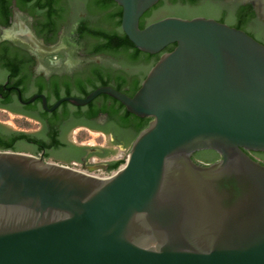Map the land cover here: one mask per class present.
Wrapping results in <instances>:
<instances>
[{
    "label": "water",
    "instance_id": "obj_1",
    "mask_svg": "<svg viewBox=\"0 0 264 264\" xmlns=\"http://www.w3.org/2000/svg\"><path fill=\"white\" fill-rule=\"evenodd\" d=\"M113 1L136 48L173 46L131 95L101 84L48 109L105 93L148 120L105 176L0 149V264H264V163L247 152H264V0Z\"/></svg>",
    "mask_w": 264,
    "mask_h": 264
},
{
    "label": "flooded vegetation",
    "instance_id": "obj_2",
    "mask_svg": "<svg viewBox=\"0 0 264 264\" xmlns=\"http://www.w3.org/2000/svg\"><path fill=\"white\" fill-rule=\"evenodd\" d=\"M89 3L91 0H51L49 6H39L35 0H0V115L35 124L34 129L25 130L0 119V132L8 135L24 131L45 136L46 125L53 119L61 144L49 148V157L81 167L116 159L111 156L128 146L132 127L115 124L104 111L86 116L88 102L73 104L61 100L52 109L48 108L59 97L84 96L86 93L80 90L79 83L91 90L87 78L94 66L113 67V73L122 68L126 81L119 90L128 95L133 93L128 82L137 71L136 67L121 65L110 54L91 51L106 25L101 14L90 9ZM112 83L110 79L107 84L113 87ZM76 111L81 113L75 114ZM75 128L90 129L103 136L105 143H77L69 137ZM16 145L28 151H36L34 148L38 147L21 140ZM249 152L254 155L261 151ZM194 153L192 158L203 163L219 157L216 153V157L208 160Z\"/></svg>",
    "mask_w": 264,
    "mask_h": 264
},
{
    "label": "trees",
    "instance_id": "obj_3",
    "mask_svg": "<svg viewBox=\"0 0 264 264\" xmlns=\"http://www.w3.org/2000/svg\"><path fill=\"white\" fill-rule=\"evenodd\" d=\"M36 4L39 6H49L51 0H35ZM92 11L99 12L101 14L102 20L104 21L106 27L105 30L100 32L99 42H95L91 46V51H100L106 54L114 56L121 65H128L130 67H136L137 71L132 74V78L128 82L130 92L134 91L138 86L139 80L144 76L147 68L154 62L157 58L159 52L148 53L136 48L133 43L128 39L124 32L120 29V11L121 7L113 0H91L88 4ZM173 46V43L166 44L160 51L168 50ZM113 67H106L105 69L94 66L92 67V75L88 77L89 88H93L97 85L107 84L110 79H113V87L117 89H122V85L125 83V73L122 68H118L116 73L112 72ZM80 90L83 93H87L88 88H84L81 83H79ZM97 101L99 103H97ZM87 103V102H86ZM88 108L85 115L91 117L97 111H104L107 115L113 119L115 124L121 126L130 125L132 127V132L128 140L132 139L136 132L145 125L148 117H139L129 111H127L124 106L115 98L105 94L98 93L95 95L94 99L91 98L88 101ZM64 112L66 109L64 108ZM81 111H76L75 114H80ZM44 115V114H42ZM47 135L45 136H35L31 133L24 131L11 132L6 135L0 132V149H15L19 150L16 141L21 140L32 144L34 147L44 148L43 157H49V148L59 147L61 144L60 139L57 136V127L53 119H49L46 125ZM37 147V148H38ZM37 148H34L36 151ZM249 155L255 158L249 151ZM66 153V152H65ZM69 153V152H67ZM264 156V152H256ZM197 157H206L208 160L216 157V153L212 149H201L194 153ZM256 159V158H255ZM123 161L122 158H116L107 163L106 170H113ZM261 162V161H260ZM263 163V162H262Z\"/></svg>",
    "mask_w": 264,
    "mask_h": 264
},
{
    "label": "rangeland",
    "instance_id": "obj_4",
    "mask_svg": "<svg viewBox=\"0 0 264 264\" xmlns=\"http://www.w3.org/2000/svg\"><path fill=\"white\" fill-rule=\"evenodd\" d=\"M0 119H6V122L9 123L11 126L16 127V128H21L25 130H32L35 127V124L30 121H19V120H12V118H5L0 115ZM69 137L73 139L77 143H82V144H93V145H101L105 143V139L103 136L97 134L96 132H93L91 130H87L84 128H75L72 131L69 132ZM24 150V149H22ZM125 149L114 153L111 157L114 158H122L124 155ZM34 154H37V151H30ZM254 154V153H253ZM256 159L262 160L264 162V157H262L259 154H254L253 155ZM45 159H50V157H46ZM123 162V161H122ZM121 162V163H122ZM76 167L81 168V166H78L75 164ZM94 172H97V169H95Z\"/></svg>",
    "mask_w": 264,
    "mask_h": 264
},
{
    "label": "built area",
    "instance_id": "obj_5",
    "mask_svg": "<svg viewBox=\"0 0 264 264\" xmlns=\"http://www.w3.org/2000/svg\"><path fill=\"white\" fill-rule=\"evenodd\" d=\"M83 170L85 171H88L89 173H92L94 175H99V176H105V175H108L112 170H102V169H97V172H94L95 169H92V170H86L84 168H82Z\"/></svg>",
    "mask_w": 264,
    "mask_h": 264
},
{
    "label": "crops",
    "instance_id": "obj_6",
    "mask_svg": "<svg viewBox=\"0 0 264 264\" xmlns=\"http://www.w3.org/2000/svg\"><path fill=\"white\" fill-rule=\"evenodd\" d=\"M84 129H86V128H84ZM87 130H90V129H87ZM92 131V130H91ZM94 132V131H93Z\"/></svg>",
    "mask_w": 264,
    "mask_h": 264
}]
</instances>
